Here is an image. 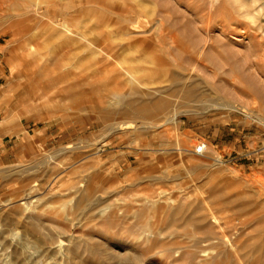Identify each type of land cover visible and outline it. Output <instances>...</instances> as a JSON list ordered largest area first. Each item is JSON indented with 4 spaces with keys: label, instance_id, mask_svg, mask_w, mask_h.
<instances>
[{
    "label": "rangeland",
    "instance_id": "1",
    "mask_svg": "<svg viewBox=\"0 0 264 264\" xmlns=\"http://www.w3.org/2000/svg\"><path fill=\"white\" fill-rule=\"evenodd\" d=\"M256 114L264 0H0V264H259Z\"/></svg>",
    "mask_w": 264,
    "mask_h": 264
},
{
    "label": "bare ground",
    "instance_id": "2",
    "mask_svg": "<svg viewBox=\"0 0 264 264\" xmlns=\"http://www.w3.org/2000/svg\"><path fill=\"white\" fill-rule=\"evenodd\" d=\"M181 2V1H180ZM196 11V10H195ZM128 17V16H127ZM204 19V18H203ZM145 20V19H144ZM146 23V21H144ZM208 22V20L206 21ZM204 22V23H206ZM133 23V22H131ZM135 23V22H134ZM138 23V22H137ZM142 23V22H141ZM144 23V24H145ZM207 24V23H206ZM64 26L68 29V30H71V28L69 27L68 24H65L64 23ZM139 26V25H138ZM146 26V25H144ZM207 26V25H206ZM205 26V28H207ZM204 27V26H203ZM134 29V28H133ZM210 29V28H209ZM142 31V30H141ZM170 34V33H169ZM164 37V36H163ZM162 37V38H163ZM173 41L175 43V47H177L178 49L186 52L189 54V56H191L195 61L196 60H200L199 58V55H200V51L198 49V44L196 41L194 42H191V41H186L184 39H182L180 36L178 35H173ZM200 48V47H199ZM143 69V68H142ZM140 70V69H139ZM143 71V70H142ZM134 71L131 69L130 71H128V74L130 75V79L132 80H138V82L141 83V81L136 77V74L134 75L133 73ZM137 72V71H136ZM145 75V74H143ZM142 76V75H141ZM143 77V81H145V77ZM141 77V78H142ZM149 82V80H147ZM182 87L180 88L181 90V95H178L177 99L175 101H178L180 100V103L182 102L183 105L185 104H190L191 102H193L195 100V97L197 96V86L194 85V81L192 80V76L190 75H182ZM153 82V81H152ZM151 83V82H150ZM139 92V91H138ZM168 97L166 98H160V99H157V100H154V102H145L144 100H140V101H133L132 103L133 104H139V103H144L146 106H150L152 108V111H149L150 113H152L153 115H164L165 116V121H170V120H176L177 119V115L178 113L175 111V113L173 112V115H171L170 113L172 112L170 110L171 107H175L176 104H172L173 102L170 101V99H167ZM128 100V99H127ZM193 105V104H192ZM188 107V106H186ZM233 107H237V105H233ZM146 108V107H145ZM178 108V107H177ZM183 108V107H182ZM239 108V107H238ZM242 110H245V108H240ZM188 110V109H187ZM186 110V111H187ZM144 115V114H142ZM260 121L264 122V117H262V115H258L256 114L255 115ZM179 117V116H178ZM130 122H124L122 124H119V126L117 127V129H126V128H130L131 125ZM133 125V124H132ZM218 161L220 162L221 160L218 158ZM217 161V162H218ZM34 189V188H33ZM32 192V191H31ZM30 192V193H31ZM24 198V197H23ZM26 204H27V208L30 207V202L31 200L29 201H25ZM83 204V202H82ZM24 205V204H23ZM209 213V212H208ZM85 216V215H84ZM41 227V226H40ZM176 231V230H175ZM56 243V248L58 250V252H63V253H72L71 249H70V243L69 241L67 240V244H64L62 241H60L59 239L55 242ZM126 248V247H125ZM81 250V249H80ZM249 256V253H247V257ZM246 257V258H247ZM72 258H76L75 254L72 253ZM245 259V257H244ZM249 259V258H247ZM252 260V259H251ZM255 260V259H254ZM241 261V259H240ZM259 264H264V261L262 262H259Z\"/></svg>",
    "mask_w": 264,
    "mask_h": 264
},
{
    "label": "built area",
    "instance_id": "3",
    "mask_svg": "<svg viewBox=\"0 0 264 264\" xmlns=\"http://www.w3.org/2000/svg\"><path fill=\"white\" fill-rule=\"evenodd\" d=\"M207 148V143L206 142H200L196 146V150L198 152H203Z\"/></svg>",
    "mask_w": 264,
    "mask_h": 264
}]
</instances>
